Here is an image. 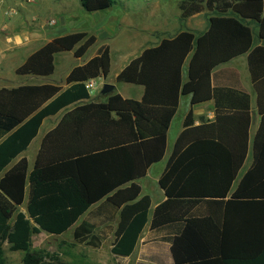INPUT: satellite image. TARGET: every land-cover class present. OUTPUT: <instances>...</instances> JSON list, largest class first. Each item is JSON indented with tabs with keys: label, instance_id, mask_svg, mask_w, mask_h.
<instances>
[{
	"label": "trees",
	"instance_id": "16d2710c",
	"mask_svg": "<svg viewBox=\"0 0 264 264\" xmlns=\"http://www.w3.org/2000/svg\"><path fill=\"white\" fill-rule=\"evenodd\" d=\"M118 1L80 0V4L92 13L108 10ZM180 8L183 18L205 9L216 11V15L210 19L206 33L182 32L173 40H164L159 47L132 60L118 75L117 82L146 87L141 101L113 94L106 103L79 105L90 99L84 83L94 77L106 78L110 73L108 46H103L87 64L72 69L67 78L70 87L65 90L53 85L0 89V174L4 173L0 179V264H7L6 242L11 252L24 253V264H43V253L32 249L33 236L42 231L54 236L65 233L105 198L120 209L111 252L116 257L131 256L149 221L151 207L149 196L141 195L136 181L164 157L167 132L180 96L191 95L192 105H196L212 99L219 104L221 95L236 94L246 102L250 117L249 95L214 89L211 82L214 68L249 54L250 72L261 104L264 71H257L256 59L264 48H252L254 31L245 20L257 22L264 39V0H183ZM96 41L97 37L88 32L56 37L32 54L16 74L51 75L55 54L73 51L76 58H81ZM190 55L188 80L184 82L183 67ZM161 68L168 77L174 68V86L169 85L157 97L156 70ZM62 110V120L46 136L43 147L55 144L59 150L62 142L67 151H40L32 172L25 157L10 167L37 136L43 120ZM261 114L253 165L230 194L248 151H199L204 143V126L189 127V113V128L179 138L160 178L168 200L156 208L151 222L152 229L185 223L183 232L172 241L174 264H264V112ZM89 125L95 129L91 140L78 136L79 129ZM189 135L194 136L186 140ZM188 142L191 146L181 151ZM113 157L115 165L111 166ZM27 187L29 200L24 213L19 208L25 204ZM228 196L226 215L236 211L238 203L246 207L243 236L236 241L222 231L220 221L191 215L205 203L220 213ZM224 228L227 230V220ZM92 230V225L82 223L74 233L75 241L96 247Z\"/></svg>",
	"mask_w": 264,
	"mask_h": 264
},
{
	"label": "crops",
	"instance_id": "0c3cea01",
	"mask_svg": "<svg viewBox=\"0 0 264 264\" xmlns=\"http://www.w3.org/2000/svg\"><path fill=\"white\" fill-rule=\"evenodd\" d=\"M183 0H144L141 6V25L140 30L133 34L131 38L125 37L123 46L115 49L111 43L112 38L116 36L117 25L116 19L112 21L111 16L108 20H103V15L97 14L94 21V27L104 23L99 29L89 31L90 29H81L80 26H70L66 19H60L58 27L48 29L42 34L26 32L15 36L19 45L14 47L17 52L12 54L14 63L13 72H9L6 76L4 70L5 54L0 52V89H14L25 85H53L61 87L63 90L70 87L67 84V78L77 66L87 64L92 58L98 55L99 50L103 46H108L111 52V70L108 77L100 76L103 83L97 87L93 93H89L90 99L84 100L79 105L89 103L101 104L108 101V97L113 94H120L125 99L141 101L145 96L146 87L132 83L117 82L118 75L130 64V62L141 56L146 50L159 47L164 40H173L182 32H191L196 35L206 33L210 28V19L215 16L216 11L205 9L201 13L194 14L188 18L182 17V9L180 4ZM80 2V0H79ZM81 6V4H80ZM115 5L114 7H116ZM82 7V6H81ZM114 7L105 10L109 11ZM83 9V8H82ZM51 11H54L51 8ZM92 12V13H99ZM232 14H228L230 16ZM240 18V16L233 14ZM242 19V18H241ZM245 22L254 31L253 49L257 47L264 48V39L259 35V24L252 20ZM20 28V27H19ZM17 28V29H19ZM75 32H88L97 37L96 44L93 45L86 54L81 58H76L74 52H59L54 56V72L51 75H17L16 70L22 66L26 60L49 43L56 37H61ZM96 47V49H94ZM94 49L92 52H90ZM90 52V54H88ZM18 54V55H16ZM88 55V56H87ZM191 55L186 60L183 67V81L188 80V70ZM257 71H264V51H261L256 59ZM161 69H157V77L159 80L155 83L157 97L163 95V91L167 90L169 85L174 86V68L168 77L161 73ZM112 78L107 80L111 73ZM165 76V77H164ZM211 82L214 89L233 90L245 93L250 96V110L247 115L246 102L236 94L227 93L221 95L219 104L212 99L196 105H192L191 95H182L179 99L177 112L170 124L167 132V143L164 157L161 161L151 165L147 174L137 180V184L141 187V195L149 196L151 207L149 211V221L145 226L136 248L131 256L115 257L118 261L125 264H174L171 252L172 241L174 237L180 235L184 228V222H176L167 226L152 229L151 222L156 208L168 200L165 191L160 185V178L166 172L168 164L176 149L177 142L181 135L189 128L204 126L202 136L204 143L199 151H248L247 158L232 185L230 194L235 192L239 187L244 175L251 168L254 162V153L256 138L258 136L262 124V111L264 112V99L261 104L258 102V93L254 86L252 75L249 67V54L240 55L226 63H223L212 70ZM105 84L114 85V90L109 94H103L102 89ZM119 84L124 85L122 89H118ZM263 88L264 94V85ZM191 113L192 124L187 127L186 119ZM65 111L62 110L58 114L45 118L39 129L37 136L31 141L28 148L21 156H19L10 167L15 165L21 158L25 157L28 161L29 172H32L40 151H67L65 145L62 144L60 149H56L54 145L43 147L46 136L57 128L62 120ZM114 118H116L114 116ZM72 132L68 131L67 135ZM78 136L82 138L88 137L90 140L94 136L95 129L92 125L79 129ZM199 133L197 136H200ZM194 135H189L186 140H190ZM188 142L181 151H185L191 146ZM92 145V144H90ZM115 165V157L113 164ZM4 173L0 174V179ZM230 199L228 196L223 200L220 213L211 210L213 205L205 203L201 209L199 206L191 215L197 218L211 217L215 221H220L221 229L233 241L243 236V220L246 214V207L243 203H238L236 211L225 213V203ZM29 200V187L26 190V200L24 206L20 207V211L26 213V205ZM201 205V204H200ZM204 205V204H203ZM200 209V210H198ZM177 214V213H174ZM120 220V209L116 208L107 201V198L94 204L86 213H84L78 221L65 233L54 236L42 231L47 237L63 238L71 236L74 239L76 229L84 222L93 226L91 236H94L96 247L101 249L108 247L110 251L117 235L118 223ZM225 220H227V230L224 228ZM75 241V239H74ZM76 242V241H75ZM79 243V242H77ZM90 246L86 243H80ZM112 253V252H111Z\"/></svg>",
	"mask_w": 264,
	"mask_h": 264
},
{
	"label": "rangeland",
	"instance_id": "374dc122",
	"mask_svg": "<svg viewBox=\"0 0 264 264\" xmlns=\"http://www.w3.org/2000/svg\"><path fill=\"white\" fill-rule=\"evenodd\" d=\"M143 2L144 0H119L117 6L109 11L88 13L82 9L79 0H0V52L7 55L4 62L6 76L13 72L16 63L12 54L17 52L14 47L19 45V42L15 36L25 31L42 34L48 29L58 27L60 19H66L72 27L80 26L81 29L95 31L104 24H98L96 27L93 25L96 15L101 14L103 22L108 20V16H111L112 21L116 19L117 33L111 43L115 49H119L123 46L125 37L131 38L140 30ZM51 8L54 11H51ZM13 10L16 15H9ZM51 21L55 23L51 24ZM112 74L113 71L107 80L112 78ZM103 81L99 80L100 85ZM123 86L119 84L118 89ZM32 241V249L43 253V264H125L118 261L108 247L95 249L75 242L71 236L55 238L41 234L34 235ZM4 249L7 264H24L23 252H11L7 242Z\"/></svg>",
	"mask_w": 264,
	"mask_h": 264
},
{
	"label": "built area",
	"instance_id": "2783aa9c",
	"mask_svg": "<svg viewBox=\"0 0 264 264\" xmlns=\"http://www.w3.org/2000/svg\"><path fill=\"white\" fill-rule=\"evenodd\" d=\"M30 1H33V0H30ZM8 14L12 15V16L16 15V11H14V10L10 11ZM54 23H55V21H51V24H54ZM99 80H101L100 77H94V78H91L88 81H86L84 83L86 90L89 93H93L97 89V87L100 85Z\"/></svg>",
	"mask_w": 264,
	"mask_h": 264
},
{
	"label": "water",
	"instance_id": "95a60500",
	"mask_svg": "<svg viewBox=\"0 0 264 264\" xmlns=\"http://www.w3.org/2000/svg\"><path fill=\"white\" fill-rule=\"evenodd\" d=\"M114 90V85L111 84H105L102 89L103 94H109Z\"/></svg>",
	"mask_w": 264,
	"mask_h": 264
}]
</instances>
